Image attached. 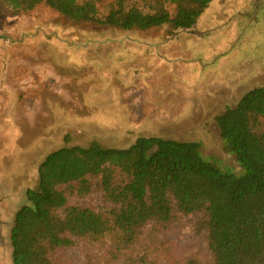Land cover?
Listing matches in <instances>:
<instances>
[{"label": "rangeland", "instance_id": "1", "mask_svg": "<svg viewBox=\"0 0 264 264\" xmlns=\"http://www.w3.org/2000/svg\"><path fill=\"white\" fill-rule=\"evenodd\" d=\"M114 1L98 5L107 10ZM131 1L141 11L149 3ZM200 24L161 45L163 29L73 24L46 5L16 16L0 11V264H14L11 229L27 191L38 188L41 162L67 142L114 149L141 137L200 142L206 160L243 173L216 118L264 86V0H219ZM201 32L208 41L188 47ZM213 49L223 56L207 70ZM146 233L132 249L135 261L210 264L197 215L175 212L167 228ZM110 247V240H85L68 255L72 264H107Z\"/></svg>", "mask_w": 264, "mask_h": 264}, {"label": "trees", "instance_id": "2", "mask_svg": "<svg viewBox=\"0 0 264 264\" xmlns=\"http://www.w3.org/2000/svg\"><path fill=\"white\" fill-rule=\"evenodd\" d=\"M214 0H131L107 10L98 0H0L8 16L46 5L73 24H101L124 32L191 30ZM240 175L206 160L200 142L141 137L129 148L69 142L40 164L39 185L11 229L14 264H72L78 242H112L107 264L135 261L146 232L167 228L175 212L197 215L210 264H264V86L247 92L216 118ZM94 195L97 198L94 200Z\"/></svg>", "mask_w": 264, "mask_h": 264}, {"label": "crops", "instance_id": "3", "mask_svg": "<svg viewBox=\"0 0 264 264\" xmlns=\"http://www.w3.org/2000/svg\"><path fill=\"white\" fill-rule=\"evenodd\" d=\"M218 2H219V0H214L213 1V3L211 4V6H210V8L201 16L202 17V19H201V17L199 18V20H198V22H197V24L195 25V27L193 28V29H191V30H181L182 32L183 31H186V32H192V33H196L197 32V29H198V27H200V23H201V21L202 20H204V18L208 15V13L209 12H212L214 9H215V7H216V5L218 4ZM253 6H255V4L253 5ZM256 8H259V6L258 7H256ZM255 16V15H254ZM181 31H179V32H177L174 36H172V37H168V36H166L165 37V35L164 36H162V37H158L163 43H161V45L163 44H167L168 42H170V41H172V40H176V38L178 37L177 35H178V33H180ZM204 34H206V33H204V32H201V33H199V35L198 34H195V40L193 39L192 41L191 40H189L190 42H188V47H193L192 49L193 50H199L198 48H199V46H201L202 44H203V42H205V41H208L207 39H205V38H208L209 36H207V35H204ZM201 35H203V36H201ZM177 36V37H176ZM157 37V36H156ZM186 43V42H185ZM217 45V43H215L214 44V47ZM166 46V45H165ZM149 48H151L152 50H150ZM146 50L147 51H149L150 53L151 52H157V50L156 49H154V44H150V43H146ZM145 50V51H146ZM228 50V49H227ZM227 50H225V51H227ZM139 51H141V50H139ZM212 51H215V49H213ZM218 51L219 50H216L215 51V61L212 63V64H214L215 62H216V60H217V62H216V64L217 65H213V66H211L212 64H208L207 65V70H212V69H214L215 67L217 68V66H218V63L220 62L219 61V59H221L222 57L221 56H223V55H221V56H218L217 55V53H218ZM224 51V50H223ZM162 53H164V51L162 52ZM224 53H226V52H224ZM223 53V54H224ZM219 57H221V58H219ZM224 59H229L228 57H225ZM219 68V67H218ZM252 90V89H251ZM250 91V90H249ZM248 91V92H249ZM239 102V101H238Z\"/></svg>", "mask_w": 264, "mask_h": 264}]
</instances>
